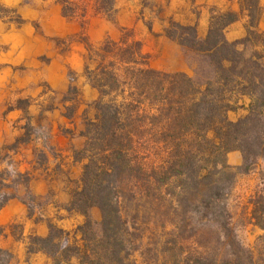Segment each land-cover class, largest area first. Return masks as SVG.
I'll return each instance as SVG.
<instances>
[{
    "label": "trees",
    "instance_id": "obj_1",
    "mask_svg": "<svg viewBox=\"0 0 264 264\" xmlns=\"http://www.w3.org/2000/svg\"><path fill=\"white\" fill-rule=\"evenodd\" d=\"M60 2L65 16H76L75 0ZM116 2L94 0L95 12L114 18ZM262 14L260 0H241L239 12L214 9L204 39L197 25L171 22L181 33L167 29L168 37L212 62L214 76L206 80L153 68L143 43L127 32L120 40L89 44L85 75L99 96L94 116L85 117L79 154L86 163L68 208L87 220L73 231L53 227L48 236H32L29 253L45 254V264H260L229 226L224 200L237 173H248L264 155ZM241 16L248 17L246 35L229 40L226 31ZM234 97L250 99L248 113L237 121L229 118ZM233 151L243 155L239 167L228 162ZM126 190L153 205L168 194L177 203L172 206L191 200L200 212L206 204L207 217L223 227L204 241L201 229L169 221L164 246L151 243L154 257L139 261L123 210ZM10 199L0 193V210ZM93 207L102 212L99 232L89 218ZM4 231L0 227V235ZM3 255L12 264L13 253L0 248V264Z\"/></svg>",
    "mask_w": 264,
    "mask_h": 264
},
{
    "label": "rangeland",
    "instance_id": "obj_2",
    "mask_svg": "<svg viewBox=\"0 0 264 264\" xmlns=\"http://www.w3.org/2000/svg\"><path fill=\"white\" fill-rule=\"evenodd\" d=\"M75 1L79 8L71 17L65 16L60 0H0V193L1 197H19L27 204L31 218L39 220L41 214L49 215L46 236L53 227L73 231L87 220L85 215L68 208L86 163L79 154L86 144L81 135L85 117L94 116L92 104L99 96L85 75L89 44L99 46L107 38L120 40L127 32L143 43L153 68L183 71L200 80L214 76V66L207 56L183 47L165 34L169 29L180 35L171 22L197 25L194 20L203 10L194 6V0H137V6L127 13L126 0H117L114 18L97 14L94 0ZM211 8H206L210 20ZM198 33L204 39L208 30L206 35ZM237 35L233 27L226 31L229 40H235ZM161 36L169 41L159 42ZM246 51L250 54L253 49L247 45ZM232 101L234 108L229 118L237 121L248 113L250 99L234 97ZM35 179L49 183L46 195L31 193L29 185ZM172 198L168 194L153 205L147 196L137 201L125 191L123 210L132 227L131 239L138 247L139 261L154 257L149 251L151 243L164 246L163 233L171 227L169 221L201 229L204 241L223 227L207 217L206 204L197 212L193 209L199 203L194 206L191 200L183 199L180 207L172 206L177 204ZM224 204L229 226L263 264L264 155L248 173H237ZM89 218L99 232L101 209L91 208ZM63 219L65 222L60 223ZM23 227L21 221H16L4 230L19 240L24 238L29 247L35 235L23 236ZM30 257H22V263L14 259L12 264H27ZM9 258L2 256L4 264ZM48 261V257L36 259L42 264Z\"/></svg>",
    "mask_w": 264,
    "mask_h": 264
},
{
    "label": "crops",
    "instance_id": "obj_3",
    "mask_svg": "<svg viewBox=\"0 0 264 264\" xmlns=\"http://www.w3.org/2000/svg\"><path fill=\"white\" fill-rule=\"evenodd\" d=\"M137 0H126L127 8L124 12H129L133 10L137 4ZM176 1L173 0V3ZM240 2L241 0H194V6H198L199 9L203 10L202 15L194 20V23L198 26V31L201 35H206L208 26L210 23L209 15L206 11V8L211 9H221V10H233L236 12L240 11ZM260 5L263 8V14L260 20V29L264 32V0H260ZM247 16H241L240 19L234 22L229 28L233 27L237 29L238 35L237 38H242L246 35L245 25L247 23ZM228 28V29H229ZM169 38L159 37V42H168ZM228 162L233 166H240L243 162V156L239 151L230 152L228 155ZM29 189L31 193L35 196H44L49 190V183L43 179L32 180ZM49 215H42L39 220L36 218H31L28 215V206L23 202L19 197L12 198L6 205L0 210V227L3 229H9V226L16 221H21L24 224L23 227V236L27 235H38L46 236L49 232V227L47 226V219ZM65 222L61 220L60 223ZM24 238L17 239L14 234L10 231H4L0 235V248L5 249L13 253L14 259H17V262H24L22 257L31 256L29 260H26L27 264H42L36 262V259L47 257L45 254L38 253H29L27 243L24 242ZM45 264V263H44Z\"/></svg>",
    "mask_w": 264,
    "mask_h": 264
}]
</instances>
